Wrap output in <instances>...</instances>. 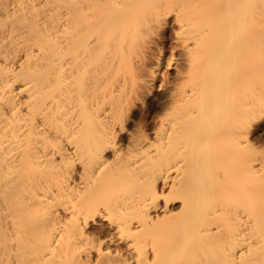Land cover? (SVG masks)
<instances>
[{"label": "bare ground", "instance_id": "obj_1", "mask_svg": "<svg viewBox=\"0 0 264 264\" xmlns=\"http://www.w3.org/2000/svg\"><path fill=\"white\" fill-rule=\"evenodd\" d=\"M169 22L264 53V0H0V264H264V62L120 146Z\"/></svg>", "mask_w": 264, "mask_h": 264}, {"label": "rangeland", "instance_id": "obj_2", "mask_svg": "<svg viewBox=\"0 0 264 264\" xmlns=\"http://www.w3.org/2000/svg\"><path fill=\"white\" fill-rule=\"evenodd\" d=\"M177 27L169 22L165 28L156 35L146 46V77L158 71L153 82L149 85V91L144 95L145 103L137 106L135 118L128 127V132L120 141V146L126 150L131 137H139L145 133L153 132L158 113L162 114L168 109L166 104L174 93H182L185 102H194L199 85L198 77L208 72L218 71L220 81H224L228 71H232L233 77L239 79L252 78V70L258 68L264 62V53L258 54L246 49H234L228 45L216 43L202 53L195 48L188 51L176 37ZM160 66L159 68H157ZM256 68V71H260ZM258 75L255 78L257 82ZM263 84L264 83H261ZM182 97V98H183ZM263 134V133H262ZM188 135V134H187ZM189 139V137H188ZM190 143H188V146ZM264 149V144L259 145ZM185 159H189L185 157ZM94 232L105 231L107 236L103 240L110 239L112 231L107 228L103 220H99L92 227Z\"/></svg>", "mask_w": 264, "mask_h": 264}]
</instances>
